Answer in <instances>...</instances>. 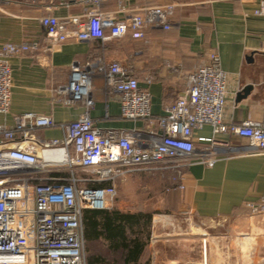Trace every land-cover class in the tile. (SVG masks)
Wrapping results in <instances>:
<instances>
[{
	"label": "crops",
	"instance_id": "0c3cea01",
	"mask_svg": "<svg viewBox=\"0 0 264 264\" xmlns=\"http://www.w3.org/2000/svg\"><path fill=\"white\" fill-rule=\"evenodd\" d=\"M168 3L175 4L171 27H148L141 38L129 33L121 38H70L51 44L40 21L44 14L68 17L84 15L93 8L123 19L134 10ZM260 5L261 0H103L99 5L83 0H69L68 4L61 0H0V48L6 42L38 45L6 57L12 68V99L10 110L0 112V124L12 127L16 117L28 111L47 115L53 125L35 131L42 141L63 137L61 125L86 112L102 129L144 128L145 120L122 115L120 93L108 85L105 74L98 70V58L130 67L140 86L150 91L152 115L157 117L185 94L187 74L196 70L211 51L219 53L227 73L224 119L234 124L248 119L262 121L264 13H256ZM75 64L94 68L90 103L76 99L68 89ZM147 77L152 80L149 82ZM247 86L252 87L249 94L239 98ZM212 136L210 124L194 129L197 147H207L208 142L202 138ZM215 137L220 155L213 165L196 162L177 171L142 169L130 173L135 179L157 181L151 191L160 197L163 206L171 209L169 214L160 212V206L152 211L151 234L139 264L201 262L203 257L198 260L192 253L186 255L182 232L165 231L170 225L175 226L174 230L180 229L181 217L190 221V227L201 219L245 217L248 230L264 243V213H255L249 205L264 194V154L233 152V147L250 144L235 133H217ZM104 222L97 212L83 217L87 264H127L121 236ZM250 252L252 256L246 255L243 264H264V244ZM207 257L212 264H238L231 260L229 251L220 258L212 251L208 254L207 247Z\"/></svg>",
	"mask_w": 264,
	"mask_h": 264
},
{
	"label": "built area",
	"instance_id": "2783aa9c",
	"mask_svg": "<svg viewBox=\"0 0 264 264\" xmlns=\"http://www.w3.org/2000/svg\"><path fill=\"white\" fill-rule=\"evenodd\" d=\"M83 1L99 5L103 0ZM174 10V3L150 5L119 19L93 8L68 17L44 14L40 21L51 44L70 38H121L129 33L141 38L148 27L169 29ZM256 13H264V0ZM37 46L6 42L0 48V112L10 110L12 99V68L6 57ZM97 63L108 85L120 93L122 115L143 119L146 126L102 129L86 112L61 125L63 137L42 141L35 131L53 125L47 115L28 111L18 115L12 127L0 124V264H87L84 209L113 208L117 180L133 171H177L196 162L213 165L220 155L217 133L232 132L249 140V146L233 147V152L264 154V120L234 124L224 119L228 82L217 51H211L187 74L185 94L157 117L152 115L150 91L140 86L130 67L103 58ZM93 69L78 64L72 67L68 89L76 99L91 102ZM205 124L212 126L213 136L202 138L207 147H197L194 129ZM47 152L63 156L47 158ZM249 205L255 213H264V194ZM206 243L204 239L198 264H212Z\"/></svg>",
	"mask_w": 264,
	"mask_h": 264
},
{
	"label": "rangeland",
	"instance_id": "374dc122",
	"mask_svg": "<svg viewBox=\"0 0 264 264\" xmlns=\"http://www.w3.org/2000/svg\"><path fill=\"white\" fill-rule=\"evenodd\" d=\"M129 176L130 179H127ZM137 178V177H136ZM175 182V179L173 180ZM157 185V181L151 179H135L130 173L117 180V197L114 206L124 211H157L160 206L163 213H171L168 205L163 206V201L158 198L151 189L153 185ZM171 186V185H169ZM168 186H166L167 188ZM154 189V188H153ZM156 208V209H155ZM179 214V213H174ZM179 217V215H175ZM188 217V216H187ZM181 231L177 227L166 226L165 231L177 234L182 232L184 242V251L186 255L195 256L200 260L204 253V239L207 241L208 254H214L220 258L226 257L228 251L232 261L243 264L242 259L245 256H252L254 249L259 244H264L255 237L252 230H248L247 219L245 217L234 219H201L196 221L195 226L190 227V221L186 217H181ZM249 223V222H248ZM192 243V246H191ZM191 247L193 250L191 251Z\"/></svg>",
	"mask_w": 264,
	"mask_h": 264
},
{
	"label": "trees",
	"instance_id": "16d2710c",
	"mask_svg": "<svg viewBox=\"0 0 264 264\" xmlns=\"http://www.w3.org/2000/svg\"><path fill=\"white\" fill-rule=\"evenodd\" d=\"M104 184L97 183L95 185ZM96 212L102 214L107 228L112 227L121 236V246L126 250L125 262L127 264L131 262L139 264L138 261L144 254L150 238L153 212L145 210L124 211L114 206L111 209H84L83 217L87 218Z\"/></svg>",
	"mask_w": 264,
	"mask_h": 264
},
{
	"label": "water",
	"instance_id": "95a60500",
	"mask_svg": "<svg viewBox=\"0 0 264 264\" xmlns=\"http://www.w3.org/2000/svg\"><path fill=\"white\" fill-rule=\"evenodd\" d=\"M251 89H252L251 86H247V87H245V88L242 90V92H240V93L238 94L239 98H240V97H245V96H247V95L249 94V92H250Z\"/></svg>",
	"mask_w": 264,
	"mask_h": 264
},
{
	"label": "bare ground",
	"instance_id": "6f19581e",
	"mask_svg": "<svg viewBox=\"0 0 264 264\" xmlns=\"http://www.w3.org/2000/svg\"><path fill=\"white\" fill-rule=\"evenodd\" d=\"M63 155L61 153H57V152H47L45 154V157L50 158V157H62Z\"/></svg>",
	"mask_w": 264,
	"mask_h": 264
}]
</instances>
